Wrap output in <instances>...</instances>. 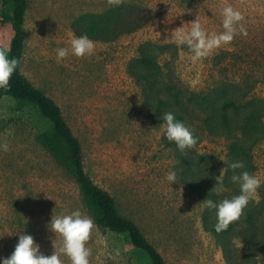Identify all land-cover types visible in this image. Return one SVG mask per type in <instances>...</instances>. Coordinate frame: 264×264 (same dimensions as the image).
<instances>
[{"label": "rangeland", "instance_id": "rangeland-1", "mask_svg": "<svg viewBox=\"0 0 264 264\" xmlns=\"http://www.w3.org/2000/svg\"><path fill=\"white\" fill-rule=\"evenodd\" d=\"M28 1L22 74L60 107L82 145L87 174L114 198L120 215L140 228L166 264H264V247L249 260L240 236L232 239L229 253L206 229L205 199L190 187L189 172L166 140L160 119L172 112L195 129L198 143L188 150L197 161L206 158V168L200 169L213 173L211 191L227 166L219 158L228 162L235 140L220 126L228 92L240 90L251 102L264 100V0ZM126 3L153 10L155 19L115 42L94 41L90 57L70 55L57 62L55 50L77 38L72 26L79 17ZM227 6L243 14L247 36L237 35L194 62L187 47L172 38L174 31H190L198 19L209 34H219ZM12 37L11 25L0 17L1 44L9 47ZM142 50L155 57L149 73L160 82L166 112L154 108L155 88L149 90L140 79ZM170 87L181 91L179 102ZM47 127L35 110L18 111L11 98L0 102V143L10 146L0 151V258L14 252L19 234L32 235L41 253L51 256L62 237L49 229L50 220L79 210L94 223L86 243L90 264H151L126 236L96 224L70 169L38 141ZM252 153L250 169L262 183L248 205L254 202L264 217V141ZM173 171L178 182L171 185L166 176ZM220 194L230 199L239 186L228 181ZM244 218L243 213L240 221ZM60 258L71 264L68 257Z\"/></svg>", "mask_w": 264, "mask_h": 264}, {"label": "trees", "instance_id": "trees-1", "mask_svg": "<svg viewBox=\"0 0 264 264\" xmlns=\"http://www.w3.org/2000/svg\"><path fill=\"white\" fill-rule=\"evenodd\" d=\"M1 3L0 17L11 25L13 31L9 46L11 49L10 57L18 58L20 63L17 72L10 80V89L8 91L0 90V102L4 98H11L18 111L33 109L42 120L48 123V130L39 135L38 141L47 148L59 164L70 169L81 188L92 218L98 226L111 233L126 236L133 248L144 252L149 257L151 264H166L163 256L147 240L140 228L133 221L120 215L114 198L107 191L97 186L87 174L82 145L68 125L60 107L22 74L26 50L25 25L29 1L2 0ZM154 13L153 10L143 6L126 3L103 14L83 15L76 20L72 27L76 37L86 35L95 42L111 43L125 34H133L143 29L155 19ZM0 45H2L1 41ZM140 63L145 69V72H140V79L149 90L155 88L157 93V97L151 103L157 111L166 112L168 104L158 95L160 82L149 73V69L156 64L155 57L149 54L147 50H142ZM170 91L174 100L179 102L181 91L176 88H171ZM223 111L220 126L235 139L228 162L242 161L245 165L244 170L247 169L246 171L253 174L250 169L254 168L252 152L264 141V100L251 102L240 90L228 92ZM175 117L178 121L185 123L183 116L175 115ZM169 145L179 152L180 160L189 172L192 190L205 200L212 199L218 202L225 199L222 194L210 192L209 185L212 183L213 173L200 169L206 168L205 157L200 162L188 149L181 152L174 142ZM194 168L199 169L197 175ZM227 172L228 175L224 179V184L228 181L231 182L230 178L233 175L231 169ZM185 183L188 184L187 181ZM243 213L245 215L244 221L233 222L227 231L216 233L214 227L217 222L215 210L207 209L203 216L204 225L209 232L221 239L227 251L230 250L229 253L232 251V239L240 236L250 253L248 259L253 260L263 253V211L253 202L247 206Z\"/></svg>", "mask_w": 264, "mask_h": 264}, {"label": "clouds", "instance_id": "clouds-1", "mask_svg": "<svg viewBox=\"0 0 264 264\" xmlns=\"http://www.w3.org/2000/svg\"><path fill=\"white\" fill-rule=\"evenodd\" d=\"M221 14L223 31L219 34H209L198 19L191 23L190 31H174L172 38L179 45L187 47L194 62L207 58L215 50L230 44L237 35L247 36V29L242 23L244 16L239 10L227 6L223 8ZM55 51L58 63L70 55L77 58L90 57L94 55L95 43L85 35L73 38L69 47H60ZM10 53L9 47L0 45V90L4 91L10 89V80L17 72L20 63L18 58L10 57ZM160 119L163 121L166 140L170 143L174 142L181 152L193 148L198 143L195 129L178 121L174 113L166 112ZM0 151H10L9 144L0 143ZM219 159L224 161L227 167L221 170L219 176L215 177L217 183L210 192L220 194L224 190V173L227 169H231L233 175L230 179L233 184L239 186V194L218 202L212 199L202 202L207 209L215 210L216 233L227 231L233 222L241 219L250 201L257 196V191L262 183L257 176L244 170L245 165L242 161L227 162L223 157ZM166 180L171 185L177 183V173L170 172L166 176ZM48 227L52 232L62 237V246L58 250L55 248L51 256L41 253L40 246L32 235L19 234L14 252L10 257L0 258V264H63L61 255L68 257L71 264H90L91 252L86 247V243L94 228L91 218L76 210L70 214L53 216Z\"/></svg>", "mask_w": 264, "mask_h": 264}]
</instances>
